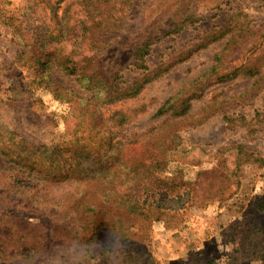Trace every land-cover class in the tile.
<instances>
[{
    "label": "rangeland",
    "instance_id": "obj_1",
    "mask_svg": "<svg viewBox=\"0 0 264 264\" xmlns=\"http://www.w3.org/2000/svg\"><path fill=\"white\" fill-rule=\"evenodd\" d=\"M31 1L11 0L10 4L1 0L0 15L32 20L50 16L51 9L42 1L27 10ZM76 1L50 0L59 7V14ZM238 9L244 14L238 18L240 26L249 22L256 35L239 33L236 30L240 27H236L217 40L206 38L226 28ZM125 13V27L113 32L110 45L102 51L103 63L112 75L118 72L125 87L132 85L144 74L132 64L133 48L150 33L155 41L144 62L149 70L166 71L138 95L104 107L106 117L116 111L129 115L123 126L113 128L116 139L139 147L149 139L161 142L157 139L167 135L163 177L174 179L178 175L196 181L204 191L222 192L204 207H187L172 221L152 224L156 260L160 264H183L189 259L199 264H208V260H212L209 264H263L236 251L253 224L264 229V58L255 61L260 69L256 75L240 67L247 62L250 50L264 43V0H132ZM193 15L199 20L191 23L190 19L182 31L164 35L173 23ZM30 36L26 34L25 39L30 40ZM206 42L210 43L206 46ZM262 45L260 54L264 56ZM24 50L13 27L0 19V68L8 69L0 73V136L50 147L70 138L66 117L76 110L60 104L34 83L33 69L14 64ZM216 54L221 57L218 62ZM54 71L57 82L83 93L73 77ZM233 71L236 73L230 79H215ZM258 81L260 85L255 84ZM200 84V94L189 100L185 116L178 117L171 109L158 112L170 97L183 89L190 94ZM253 87L258 89L252 91ZM174 143L179 144L172 149ZM240 145L252 158L238 165ZM21 210L19 207L18 214L26 215L27 211ZM29 214L49 229L60 228L47 215L37 211ZM100 239L111 241L104 231ZM100 251L96 247L94 253ZM103 263L102 257L95 259V264Z\"/></svg>",
    "mask_w": 264,
    "mask_h": 264
},
{
    "label": "trees",
    "instance_id": "obj_2",
    "mask_svg": "<svg viewBox=\"0 0 264 264\" xmlns=\"http://www.w3.org/2000/svg\"><path fill=\"white\" fill-rule=\"evenodd\" d=\"M41 1L51 9L49 17L32 20L0 15L25 46L14 64L33 69L34 83L76 112L66 117L70 138L50 147L0 136V162H5L0 165V264H95L97 257L103 258V264H160L152 249V224L172 221L187 207H204L222 192L204 191L196 181L178 175L163 177L167 135L159 137L158 143L154 138L139 147L126 145L116 139L113 128L123 126L129 115L122 111L110 117L104 114L105 106L138 95L166 71L149 70L144 62L155 40L146 33L136 42L132 64L144 74L125 87L118 72L112 75L103 63L102 51L110 45L113 32L125 27V6L132 0H78L60 14L50 0H32L27 10ZM240 13L238 9L226 28L206 38L217 40L236 27H240L239 33L256 35L249 22L240 26L238 18L244 15ZM190 19L191 23L199 20L194 15L180 19L164 35L182 31ZM28 33L30 40L25 39ZM261 36L264 41V31ZM262 44L250 50L247 62L240 66L251 75L260 72L255 61L264 58ZM220 59L216 54L215 61ZM217 67L216 63L213 71ZM55 69L73 77L83 93L57 82ZM7 71L0 68V73ZM235 73L223 72L215 79L227 80ZM201 85L190 94L179 91L158 112L171 109L178 117L185 116L189 100L200 94ZM243 149L238 146V165L252 158ZM19 207L28 214L47 215L60 228L49 229L27 213L18 214ZM253 225L236 252L264 264V229ZM102 231L110 242L100 239ZM96 247L101 248L98 254L94 253ZM182 263L199 264L195 259Z\"/></svg>",
    "mask_w": 264,
    "mask_h": 264
}]
</instances>
